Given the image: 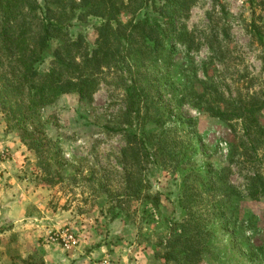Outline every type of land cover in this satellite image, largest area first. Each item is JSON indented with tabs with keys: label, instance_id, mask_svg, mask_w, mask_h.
Segmentation results:
<instances>
[{
	"label": "trees",
	"instance_id": "1",
	"mask_svg": "<svg viewBox=\"0 0 264 264\" xmlns=\"http://www.w3.org/2000/svg\"><path fill=\"white\" fill-rule=\"evenodd\" d=\"M190 3L161 0L150 22L140 16L149 6L147 0H0V115L36 157L42 177L37 187L75 182L82 165L63 158L57 141L47 134L48 125L56 121L53 116L44 120L42 114L65 97L89 104L104 76L114 78L122 88L124 108L116 116L115 130L106 129L123 138L118 158L121 181L113 193L108 180L100 177L97 197L114 203L112 209L141 203L157 210L160 195L151 192L146 173L159 166L179 177L176 205L185 217L171 224L158 243L157 261L202 264L215 236L230 233L244 247L238 264H264V243L254 245L244 236L251 218L242 220L238 210L246 200L256 202L264 196V171L257 168L261 164L256 157L257 149L264 147V97L226 98L211 79L198 78L193 63L183 69L184 79L178 84L171 58L176 43L188 45V35L177 29V22L187 17ZM89 19L100 24L72 36L70 30ZM250 27L262 43L254 21ZM183 106L229 125L227 165L211 163L201 152L196 122L181 116ZM236 125L245 140L238 145L233 136ZM239 149L244 158L240 164L255 167L245 196L229 181Z\"/></svg>",
	"mask_w": 264,
	"mask_h": 264
},
{
	"label": "rangeland",
	"instance_id": "2",
	"mask_svg": "<svg viewBox=\"0 0 264 264\" xmlns=\"http://www.w3.org/2000/svg\"><path fill=\"white\" fill-rule=\"evenodd\" d=\"M147 1L149 6L140 12V16L153 22L157 17L154 6H158L161 0ZM190 1L189 14L177 22V29L188 35L186 44L189 47L176 43L171 58L174 66L172 73L178 84L183 82V69L193 63L198 78L211 79L226 98L264 97V0ZM252 21L262 43L257 41V31L250 27ZM99 24V20L89 19L84 25L76 24L70 33L75 36L90 32ZM115 82L114 78L104 76L91 103L78 105L74 97H65L55 109H48L42 114V119L49 120L53 116L56 121L55 126L48 125L47 134L57 141L63 158L82 165V172L75 182L66 180L50 189L53 207L69 211L70 215L64 221L65 225L56 227L52 232L69 228L76 234L78 246L67 252L57 244L48 245L59 247L67 255L78 254L83 259L88 257V264L100 260L97 257L91 259L90 254L104 244L108 250L112 248L108 251L112 264H162L155 258L157 245L167 236L171 224L185 217L176 205L180 198L179 177L163 172L159 166L149 168L146 181L151 192L160 195L157 210L141 203H134L129 208L112 209L114 203L97 197L100 177L108 180L109 190L113 193L119 191L121 181L118 158L124 146L123 138L106 129L115 130L116 116L124 108L122 88L116 87ZM196 89L200 91L199 87ZM180 110L183 118L195 120L201 152L209 158V162L227 165L230 154L228 139L232 134L229 125L211 119L190 106H183ZM0 124L5 127L7 135L16 138V132L9 129L10 122L1 115ZM233 136L238 145L243 138L238 125ZM6 149L10 155L8 162H11L12 154ZM242 152V149L238 150L237 158L230 166L229 181L245 196L248 177L252 176L255 167L240 164L244 161L240 158ZM256 153L261 164L257 168L264 171V147L260 146ZM17 155L24 162L16 176L24 179L28 187L36 188L42 178L36 157L27 151ZM91 175L94 180L89 182ZM238 210L242 220L251 218L244 226V236L251 238L254 245L264 243V196L256 202L246 200ZM114 216H118V222L126 223L127 228L121 230V237L120 231H116L113 235L115 239L110 237L108 229L114 222ZM0 228L4 232L11 231L7 223ZM235 238V234L229 233L225 237L217 234L202 264H238V254L244 252V247Z\"/></svg>",
	"mask_w": 264,
	"mask_h": 264
},
{
	"label": "crops",
	"instance_id": "3",
	"mask_svg": "<svg viewBox=\"0 0 264 264\" xmlns=\"http://www.w3.org/2000/svg\"><path fill=\"white\" fill-rule=\"evenodd\" d=\"M7 134L0 124V149L8 148L12 154V161L0 166V227L7 223L11 229L4 232L0 228V264H88V257L67 255L59 247L46 242V236L53 229L65 225L69 211L53 207L50 189L28 187L24 179H18L16 172L24 159L20 161L17 153L22 154L26 150L17 138ZM108 227L110 237L116 231H120L121 237V230L127 229L124 222L118 221ZM110 249L104 244L92 251L90 258L108 259Z\"/></svg>",
	"mask_w": 264,
	"mask_h": 264
},
{
	"label": "built area",
	"instance_id": "4",
	"mask_svg": "<svg viewBox=\"0 0 264 264\" xmlns=\"http://www.w3.org/2000/svg\"><path fill=\"white\" fill-rule=\"evenodd\" d=\"M9 157L10 155L6 148L0 149V166L8 162ZM46 242L48 244H57L67 252L74 250L78 246L77 236L69 228H62L49 233L46 236ZM91 264H112V262L109 259L104 258Z\"/></svg>",
	"mask_w": 264,
	"mask_h": 264
}]
</instances>
